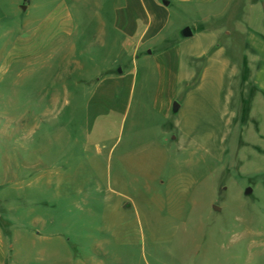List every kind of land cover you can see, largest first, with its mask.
<instances>
[{"label": "rangeland", "instance_id": "rangeland-1", "mask_svg": "<svg viewBox=\"0 0 264 264\" xmlns=\"http://www.w3.org/2000/svg\"><path fill=\"white\" fill-rule=\"evenodd\" d=\"M253 2L242 10H205L212 18L201 24V16L169 10L166 31L176 38L190 29V53L218 40L222 51L181 111L200 183L173 237L157 248L125 214L120 264H264V0ZM116 4L32 0L24 14L3 5L0 198L9 202L0 211L15 240L19 233L36 240L42 221L41 237L60 240L62 260L77 240L106 239L102 218L116 203L106 184V154L94 158L83 134L86 88L115 60L121 72L135 59L128 51L116 58L110 44ZM50 23L59 35L44 47L37 33Z\"/></svg>", "mask_w": 264, "mask_h": 264}, {"label": "crops", "instance_id": "crops-1", "mask_svg": "<svg viewBox=\"0 0 264 264\" xmlns=\"http://www.w3.org/2000/svg\"><path fill=\"white\" fill-rule=\"evenodd\" d=\"M112 1L119 4L113 8L114 39L110 44L116 58L128 51L135 59L131 67H121V72L115 71L120 64L115 60L113 68L86 88L83 123L85 147L96 159L106 154V184L116 201L107 204V215L102 218L100 231L107 237L77 240L71 247L74 251L62 260L60 240L41 237L45 228L42 221L38 220L36 240L18 239L20 233L15 240L0 211V264H120L126 256L119 250L125 246V214L129 212L135 218L138 230L157 248L173 237L200 183L193 151L185 143L181 111L204 87L212 58L222 51L218 40L209 44V50L190 53L193 35L184 38L181 31L175 38L176 33L166 31L169 10L178 8L188 15L201 16L196 23L201 24L212 18L205 10H242L255 0ZM5 4L16 6L21 14L32 8V0H0V22L5 19ZM50 25L37 33V41L44 47L59 35ZM24 44L18 41L16 46L28 45ZM178 101L182 105L174 111ZM59 200L63 201L62 196ZM8 202L7 197L0 198V207Z\"/></svg>", "mask_w": 264, "mask_h": 264}, {"label": "water", "instance_id": "water-1", "mask_svg": "<svg viewBox=\"0 0 264 264\" xmlns=\"http://www.w3.org/2000/svg\"><path fill=\"white\" fill-rule=\"evenodd\" d=\"M24 9V8H23ZM181 34H182V36L184 37V38H190L191 36H192V32H191V30L190 29H184L182 32H181ZM178 106L177 105H174L173 106V109H174V111H177L178 110ZM248 193H250L251 192V190H248L247 191ZM217 211H219L218 209H216Z\"/></svg>", "mask_w": 264, "mask_h": 264}]
</instances>
